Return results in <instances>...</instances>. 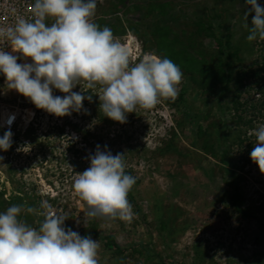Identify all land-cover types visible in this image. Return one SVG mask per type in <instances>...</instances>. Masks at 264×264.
I'll return each mask as SVG.
<instances>
[{"label":"rangeland","instance_id":"374dc122","mask_svg":"<svg viewBox=\"0 0 264 264\" xmlns=\"http://www.w3.org/2000/svg\"><path fill=\"white\" fill-rule=\"evenodd\" d=\"M249 7L246 0H97L94 22L130 46L131 64L159 56L180 66L178 96L138 108L122 124L100 112L99 87L77 85L72 91L92 101L57 117L4 85L0 125L10 110L19 120L11 148L0 150V212L13 204L43 211L46 201L69 215L66 229L94 231L100 264H264V174L250 158L249 134L264 124V41L246 39ZM6 131L0 126V137ZM97 145L124 154L136 178L130 223L85 221L80 212L74 177ZM20 218L33 227L43 220Z\"/></svg>","mask_w":264,"mask_h":264},{"label":"clouds","instance_id":"9594fccd","mask_svg":"<svg viewBox=\"0 0 264 264\" xmlns=\"http://www.w3.org/2000/svg\"><path fill=\"white\" fill-rule=\"evenodd\" d=\"M246 3L250 6L243 17L246 39L264 41V6L258 0ZM96 8L97 0H34L31 19L18 18L14 26L0 27V37L10 42L13 53L21 54L0 48V73L7 89L30 99L36 108L63 117L79 112L85 99L92 101L91 94L73 88L99 87L100 112L122 124L138 108L151 110L162 100H174L183 80L180 66L159 56L131 64L112 29L94 22ZM20 59L25 62L18 63ZM54 89L66 95L55 96ZM249 134L255 136L250 158L264 174V124ZM12 135L9 130L0 137V150L11 148ZM88 159L90 166L76 173L73 181L85 221L130 223L135 213L128 194L136 178L126 173L124 154L112 155L107 146L101 150L97 145ZM41 209L13 204L0 212V264H100V241L66 229L69 215L52 211L46 201ZM22 212L43 220L33 227L20 218Z\"/></svg>","mask_w":264,"mask_h":264},{"label":"built area","instance_id":"2783aa9c","mask_svg":"<svg viewBox=\"0 0 264 264\" xmlns=\"http://www.w3.org/2000/svg\"><path fill=\"white\" fill-rule=\"evenodd\" d=\"M32 1L34 0H0V27L14 26L18 18H32ZM29 12V13H28ZM0 48L12 53L10 42L0 37ZM25 61H21L23 63ZM27 62L31 63V61ZM5 77L0 73V100L5 96L3 86L5 85ZM18 112L14 110L7 111L1 120V128L3 130H15L18 124Z\"/></svg>","mask_w":264,"mask_h":264},{"label":"trees","instance_id":"16d2710c","mask_svg":"<svg viewBox=\"0 0 264 264\" xmlns=\"http://www.w3.org/2000/svg\"><path fill=\"white\" fill-rule=\"evenodd\" d=\"M128 199H129L130 203L132 204L133 208L137 209L138 208V205H137L136 199L134 198V196H133V194H132L131 191L128 194ZM36 227H38V225ZM81 236L82 237L83 236H90L93 240H95V238H97L96 237L97 235H95L94 231H92V230L91 231H88L86 233H81ZM101 238L102 237H99V239L102 240L105 243V245L109 249L113 250L115 253L119 254V253H121L123 251V249L117 244V242L115 240H113V239H108V240H105L104 239L103 240Z\"/></svg>","mask_w":264,"mask_h":264},{"label":"bare ground","instance_id":"6f19581e","mask_svg":"<svg viewBox=\"0 0 264 264\" xmlns=\"http://www.w3.org/2000/svg\"><path fill=\"white\" fill-rule=\"evenodd\" d=\"M132 50H133V49H132ZM127 51H128V52L131 51L130 46H128ZM20 55H21V54H19V56H20ZM19 56H18V57H19ZM21 61H24V60H23V59H20V60H18V63H20ZM28 61H31L30 58L28 59Z\"/></svg>","mask_w":264,"mask_h":264}]
</instances>
